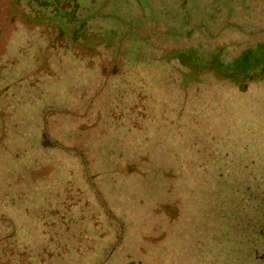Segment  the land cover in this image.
<instances>
[{
  "label": "rangeland",
  "instance_id": "374dc122",
  "mask_svg": "<svg viewBox=\"0 0 264 264\" xmlns=\"http://www.w3.org/2000/svg\"><path fill=\"white\" fill-rule=\"evenodd\" d=\"M116 79L121 88L114 89ZM144 82L185 108L193 106L191 122L214 117L223 136L227 125L237 128L232 132L244 140L246 151L196 143L192 151L200 166L217 169L220 163L229 170L220 172L221 183H204L202 176L187 187L192 151L182 150L177 141L181 164L175 150L134 142L137 129L127 130L118 119L121 139L103 141L110 147L104 163L118 158V165L119 157L134 163L128 175L117 180L115 166L111 174L91 178L79 156L54 146L47 149L51 163L29 169L22 164L29 157L26 147L7 139L25 130V123L10 121L7 108H0V213L14 199H40L41 207L34 205L30 212L20 205L16 212L30 213L33 240L43 239L46 224L51 239L60 236L68 245L53 241L47 257L40 258L45 264H208L203 254L210 247L214 255L220 252L225 226L234 223L240 232V215L243 227L259 218L264 224V118H259L264 117V0H0V92L8 85L24 92L20 99L36 94L39 125L76 124V114L68 106L62 112V102L72 98L82 104L98 86L108 96L114 89L140 98ZM32 134L23 136L28 146L38 139L40 127ZM240 164L255 192L240 190L243 183L235 182L232 168ZM61 169L69 179L55 182ZM222 184L230 198H241L240 204H226L222 188L215 196ZM12 228L10 220L0 218V234ZM251 229L244 234L252 235ZM63 251L66 255L59 256Z\"/></svg>",
  "mask_w": 264,
  "mask_h": 264
},
{
  "label": "trees",
  "instance_id": "16d2710c",
  "mask_svg": "<svg viewBox=\"0 0 264 264\" xmlns=\"http://www.w3.org/2000/svg\"><path fill=\"white\" fill-rule=\"evenodd\" d=\"M119 75L124 76L125 74ZM128 78L136 80L132 75H129ZM118 80L119 79H116L115 82H111L113 85L116 84L113 86L114 89L121 88L122 86ZM149 84L150 82H144V84H142L143 88H141L140 91V93H142L140 98H135L129 91L123 95L121 91L114 89L111 91L112 94L114 93V96H108L107 92H104L102 90L103 88L98 86L96 89H92L91 96L88 100H82V104L78 103L79 101L77 99L75 100L72 98L67 100V102H62L65 106L62 112L68 111V108L74 111L76 114L74 117V121H77L76 124L71 125L73 122L72 120L69 121L68 125H57L54 121H47L45 127L42 124L39 125V122L34 117V115L40 113V111L36 109L38 108L36 104L39 103V98L36 97V94L32 93L31 96L28 95L26 98L23 97L20 99L18 96L24 94V92L11 90L13 86L7 85L4 91L0 92V96L2 97L0 108L6 107V111L9 113L7 116H9L10 121L19 123V125L25 123L24 128H26L19 133L8 134L7 139L17 147H26L24 154H28L29 157L25 163L22 161L25 168L31 169L51 163L52 156L47 152V149L54 146L66 149L71 154L79 156V159L85 163L88 174L90 172L92 175L89 174L91 178H94L95 175L100 173L111 174L113 167L116 166L119 169V175L116 177L117 180H119L120 176H126L136 168L134 163L129 161L123 162L120 157L118 165L115 164V160L118 158H114L111 165H105L104 163L107 160V156H109L108 150L110 147H107L106 142L104 143L103 141L105 139H121L118 134V119L127 130H131V127L137 129L134 142H137V144L143 143L145 145L161 144L167 149L175 150L181 158V164L182 156L178 144L181 145L182 150L187 151L188 148L190 152L194 149L193 147L196 143H205L204 141L212 142L214 149L219 147L221 150L232 151L239 146L242 151H246L245 147H247V145L244 140L240 139L239 136H234L232 132L237 128L227 125L229 130L226 131V135L223 136L221 121L214 117H209L208 122H206V120L202 122H191L189 119L190 116L196 113L193 106V108H185L180 103L172 101L170 96L164 93V91L161 90V92H159L156 88L149 86ZM67 85L70 86V84ZM128 86L130 87L129 89H131L133 84H128ZM53 89V85L47 88L48 91L50 90L52 92ZM56 89H59V87L57 86ZM241 90L244 91L248 89ZM77 98L80 99L79 97ZM24 104L27 105L25 111L21 109V105ZM28 111H30V113H28ZM28 118H30L31 121H28ZM32 118L35 119L37 124H35ZM259 118L263 119L264 117L260 116ZM244 125L247 124L244 123ZM198 126H201L200 129ZM3 127L4 125L2 122L0 128ZM39 127L40 134L37 136L38 139L35 141L33 138L34 143L30 146L25 144L23 136L30 138V134L33 135L32 131H36ZM60 127H62L63 130L60 129ZM220 128L221 130L219 131ZM206 131L208 132L206 133ZM178 140L179 143L177 144ZM22 141V145H19ZM240 142L242 145H239ZM193 151L191 152V169L193 173L186 172L188 173L187 179L184 180L187 184L186 186H195L199 177L202 178V176V182L204 183L216 180L221 183L218 179L219 177L222 179L220 172H227L229 169L220 163V168L217 167V169L212 164L200 166L199 163L202 160ZM246 156L248 157L247 154ZM245 171L246 167L242 164L233 167L232 172L234 180L235 182L243 183L239 185L240 190H244L245 192L254 190L255 192L256 187L248 185L252 177L245 173ZM61 176L69 179L66 171L61 169V171L55 173V182H58ZM69 183L70 181H68V184ZM219 188L225 191L224 201L226 204H240L241 198L239 200H237V197L230 198V194L227 193L229 188L224 184L219 185L218 188H216L217 190L214 189L215 191H213V193L215 196L221 195L222 192ZM205 196L204 193L200 195V197L203 198H205ZM21 202H24V204H20ZM20 205H25L31 212L34 205L41 207L42 203L40 199H33L29 202L14 199L13 203L7 206L4 205L0 213V218L5 216V219L10 220L13 230L8 233L5 232L0 234V260L4 261L5 264H45L40 258L47 257V247L52 249L53 241L57 243L56 240H63L60 244L62 248H66L68 245L64 242V239H60V236L55 240L51 239L49 228L45 226L46 224L42 231L43 239L40 242L38 240H33L29 226H27L30 213L24 209L25 213L23 215L19 214L18 216L16 211ZM189 210H192V207L189 208ZM213 210L217 212V204L213 206ZM117 212L118 211L114 209V213ZM209 212L211 211L209 210ZM6 216L9 218H6ZM219 219L223 220L224 216H221ZM244 220L245 216L240 215L239 233L235 232V230L238 229H236L234 223L230 228L225 226V230L222 233L225 240L220 252H216L214 255L210 247L206 255H204L205 253L203 254V257L209 258L208 264H230L232 257L233 261L235 260V264H264V255H262L264 251L263 221L260 218L253 221L252 225L249 226L253 228L251 229L253 230V234H248L247 236L244 234V231L248 230L249 227H243ZM248 220L252 221L249 212ZM229 230H231V232H229ZM254 232L258 237L254 236ZM44 237H46V240H44ZM239 244H242V248L238 247ZM39 253L41 254L39 255ZM211 254L215 256V261L212 260ZM58 255H66V252L63 251L62 254L59 252ZM70 261L73 262V260Z\"/></svg>",
  "mask_w": 264,
  "mask_h": 264
}]
</instances>
